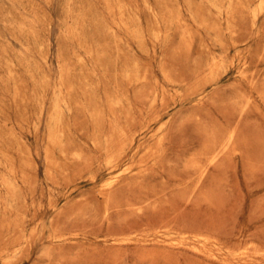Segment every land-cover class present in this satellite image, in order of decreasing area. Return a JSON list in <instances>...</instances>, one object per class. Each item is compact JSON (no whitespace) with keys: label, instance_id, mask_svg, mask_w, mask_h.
<instances>
[{"label":"rangeland","instance_id":"obj_1","mask_svg":"<svg viewBox=\"0 0 264 264\" xmlns=\"http://www.w3.org/2000/svg\"><path fill=\"white\" fill-rule=\"evenodd\" d=\"M238 2L231 28L237 49L214 72L219 80L204 99L185 100L206 56L222 54L203 21L213 19L222 42H229L208 1L0 0V247L5 230H23L11 236L22 241L35 232L16 264H264V253L246 260L230 254L250 242L264 250V15L251 19L246 0ZM240 53L247 56L244 65ZM244 95L252 96L248 105ZM116 96L123 111L166 108L169 142L163 156L105 193L99 186L106 170L89 180L95 159L104 157L93 149L89 113ZM58 104L64 135L49 151ZM228 124L237 151L220 160L204 184L208 189L220 179L219 190L186 197L188 190L176 183L191 174L188 157ZM152 192L157 195L142 201ZM161 225L171 233L153 235ZM184 231L220 241L206 251L182 239Z\"/></svg>","mask_w":264,"mask_h":264},{"label":"bare ground","instance_id":"obj_2","mask_svg":"<svg viewBox=\"0 0 264 264\" xmlns=\"http://www.w3.org/2000/svg\"><path fill=\"white\" fill-rule=\"evenodd\" d=\"M205 1L206 2L208 1L209 6L212 9H214L215 14L217 15V19L223 20L225 22L226 28L230 32L229 42L228 43L222 42V38L219 35L218 29L216 27V23L213 21V19H211V20L205 19L204 21L202 20L203 23L205 24L204 25L205 29H210L212 32L214 31V35H215L214 40H215L216 44L221 46L222 54L220 55V54L210 53L208 56H206L207 60H206L205 65H203L202 67H200L198 69L197 73L195 74V76L193 78V81L188 83V87L186 88V91H185L186 93L184 96L185 100H189L193 97H197L199 100L204 99L207 89L216 85V83L219 80V78L216 75H214V72L223 68V62H224L225 58L227 57V55L230 54V52L232 50L237 49V43H239V42H237L238 38L234 35V31L231 29L233 26L232 19L235 16V12H237V10L235 11L234 7H233V1L234 0H205ZM238 1H241V0H237V3H239ZM242 6H244V5H242ZM235 7H236V5H235ZM238 7L240 8L241 6L239 5V6H237V8ZM246 7L249 8L248 11H250V15L252 17V18L250 17L251 19L255 20L256 17L259 16V14L264 15V0H253L252 4H249V0H246ZM241 8H243V7H241ZM259 19H260V17H259ZM263 21H264V19H263ZM255 22L256 21H254V23ZM254 26H255V24H254ZM257 31H258V29H257ZM253 33L255 34V32H253ZM257 33H256V35H257ZM184 40L186 42L190 40L188 33L187 34L185 33ZM263 50H264V48H263ZM244 52H246V50ZM208 53H209V51H208ZM239 57H240V61H244L243 62V65H244L246 63L245 61L247 59L246 58L247 56L240 53ZM60 81H61V79H60ZM61 84H63V83H61ZM250 84H251V89L256 88L255 83H253L252 79H250ZM110 89L111 88H109V91H110ZM90 90L92 92L91 87H89V91ZM244 98H246L245 103H246V105H248V103H250V100L252 99V96L249 95V96H245ZM106 101L107 102H106L105 108H100V105H98V104L92 105L90 113H89L91 120H92V123H93V127H94V134H93L94 137H93V143H92L93 149H95V151H97V153L104 155V157L101 159L102 161H99L100 159H98V158L95 159L96 164L90 170L91 172L89 174V180L96 181L98 179V176H99V174H98L99 171L102 169L106 170L107 174H108V178H106L103 181V183L99 186V191L105 192V193L112 191L111 189L116 184H118L122 180L123 177H125L126 175L133 172L135 168L145 167L148 162L153 161L154 159L160 158L161 156H163V154L165 153V146L169 142V140H168L169 128H168L167 123L165 121H163L166 108H164L162 111L153 112L151 114L150 113L147 114V111L139 110V113L136 114L137 112H136L135 107L130 106V105L124 111L120 109V106H122V101H123L122 97L116 96L112 99L109 98ZM157 101H158V96H155L154 99L151 101L149 111H152V108L157 103ZM161 101H163V100H161ZM61 108L62 107L58 104V106H55V108L53 109V111L51 113L50 118L52 119L53 125H51L50 132H49V135H50L49 137H51V139H50L51 146L49 148V151L56 148V145L62 141V137L64 135L62 130H61L62 126L60 125ZM104 127H106V129ZM101 128H104L105 130L101 131ZM234 137H236L235 136V128H233L231 124H228L224 127L223 131L220 134H215V133L213 134L212 133V134L206 135V139L203 141L201 148H199V150L197 152L190 154V156L188 157L189 158L188 162L186 163V165H187L186 167L191 172L190 176H188L187 179L178 180L177 183L175 182L176 186H184L188 190L186 197L194 196L198 193H200V194L204 193L203 195L207 196V198H208V195L212 194V192H213V195H211L212 197L214 196V194H216L213 191V187H214V189H217V191L219 190L216 186L218 185L217 183L221 184L220 182H222V181H220V179H219V182L214 181L213 183H211V185L208 189H204V184H205V181H206L207 176L209 174V171L213 167L215 168L216 166H218V164L220 163V160H222L225 157L227 158L231 153H233L234 151H237V149H235L233 146L234 145ZM145 138L152 140L153 141L152 145L148 146V147L146 146L144 148H140V145L137 144L136 142L137 141L139 142L140 139H145ZM140 153H142V154H140ZM73 157L77 160L82 159V157L77 153H75L73 155ZM137 157H139V158L137 160H135ZM89 165L92 166L91 163ZM217 169H218V167H217ZM126 184H127V182H126ZM72 187H75V185L71 186V188H69L66 192H68V191L70 192L71 190H73L74 188H72ZM181 193H183V192L181 191ZM156 195H157V192H152V193L147 194V196L143 200L142 199H140V200L144 201L147 198V200L149 201V199H148L149 197L152 198ZM182 195L185 196V194H182ZM107 200L108 199H106V201ZM140 200H138V201H140ZM82 201H85V200H82ZM135 204H136V202L131 204V205L136 207ZM137 205H138V202H137ZM107 206H108V203H107V205L105 204V208H107ZM191 229H193V228H191ZM18 231L22 233L23 230L9 229V230H5L3 233L4 240H3V243L0 247V260H1L2 264H16L20 260L19 255L22 253L23 247H25L27 245H31V239L35 233L34 230L29 233L28 237H26V238L24 237L25 239H23V241L20 240V238H17L15 240L11 239L12 234L17 233ZM153 233H154L153 235H159L161 233L169 234V233H171V231H168V228H166L165 225H161ZM180 234H181V237L183 236L182 239L194 240V241L198 242L199 244L201 243L203 248L207 244L211 245V246H216L218 244V241H220V240L217 241L216 238L210 237V236L203 234V233H191L190 234V233L184 231V232H181ZM169 236L171 237V235H169ZM16 237H18V236H16ZM21 237H23V235ZM138 238H140V237L138 236ZM114 239L118 240L120 238L115 237ZM149 239H151V238L149 237ZM124 241H125V239H124ZM126 241H129V239H127ZM171 242L173 243L174 241H171ZM176 242L177 241H175V243ZM180 242L183 243L184 241L183 242L180 241ZM113 243H114V241H113ZM263 243H264V241H263ZM180 244H178V246ZM202 246H201V248H202ZM207 248H208V246H207ZM207 248H206V251H207ZM241 248L242 249H240V247H239L240 251H238V250L237 251H231L230 254L234 255V256L246 257L245 258V260H246L247 258L250 259V257L253 255H259V254L264 253V250L254 242H250V243H248L247 246L245 245ZM212 249H208L209 253H210V250L212 251ZM195 250L198 251V248L195 247ZM198 253H201V252H198ZM209 253H208V255H209ZM47 254H48V252H47ZM29 255H30V252L26 254V257L29 258ZM223 255H224L223 257L225 258L226 255L225 254H223ZM234 256H232V257L234 258ZM209 257H210V255H209ZM224 258H223V260H224ZM236 259H238V258H236ZM243 259L244 258H242V260ZM227 260H230V259L227 258ZM236 261L237 260H235V262ZM225 263H226V260H225ZM242 263H243V261H242ZM245 263H246V261H245ZM226 264H228V263H226Z\"/></svg>","mask_w":264,"mask_h":264}]
</instances>
